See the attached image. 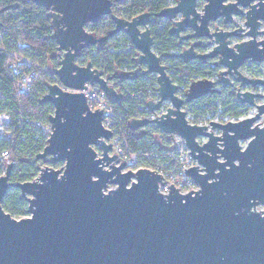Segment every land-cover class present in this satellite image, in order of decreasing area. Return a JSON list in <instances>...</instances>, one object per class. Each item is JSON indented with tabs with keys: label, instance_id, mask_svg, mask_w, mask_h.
Returning <instances> with one entry per match:
<instances>
[{
	"label": "water",
	"instance_id": "95a60500",
	"mask_svg": "<svg viewBox=\"0 0 264 264\" xmlns=\"http://www.w3.org/2000/svg\"><path fill=\"white\" fill-rule=\"evenodd\" d=\"M50 10L59 67L58 82L41 99L54 112L50 134L33 181L12 182L8 164L0 176V264H264V79L250 78L242 68L264 62V0H177L155 16L131 19L113 12L111 0H37ZM110 16L114 29L96 37L88 26ZM170 23L169 34L182 48L169 53L184 63L200 61L216 69L213 77L181 88L154 51L150 24ZM243 18L234 29L222 25ZM125 33L138 51V64L157 77L158 101L148 100L153 119H132L131 129L156 126L179 135L199 166L185 169L200 187L186 194L149 169L126 170L110 154L112 132L104 128L102 110H90L80 92L96 85L111 100L122 93L111 77L78 59L90 46ZM120 80L136 74L119 73ZM220 88L235 91L239 104L254 113L239 120L191 124L186 105ZM206 139L199 143L198 139ZM173 139V138H172ZM174 140V139H173ZM243 144V146H242ZM48 162H62L57 170ZM110 186L114 188L108 190ZM28 202V216L12 217L2 207L10 188ZM194 192V193H192Z\"/></svg>",
	"mask_w": 264,
	"mask_h": 264
},
{
	"label": "trees",
	"instance_id": "16d2710c",
	"mask_svg": "<svg viewBox=\"0 0 264 264\" xmlns=\"http://www.w3.org/2000/svg\"><path fill=\"white\" fill-rule=\"evenodd\" d=\"M113 12L126 19L142 13L155 16L162 9L175 4L177 0H111ZM115 25L110 16H103L88 29L96 37L108 35ZM170 23L154 18L150 24L154 51L167 65L170 78L180 88L186 90L191 82L213 77L216 69L210 63L194 61L184 63L177 58H168L167 54L178 52L182 48L177 39L169 34ZM52 18L50 10L37 0H0V113L7 114L8 120H2L11 135L0 140V175L5 173L8 164H13L10 181H33L39 173L38 167L44 165L36 160L43 151L50 134L49 117L54 112L50 103L41 99L48 92L49 84L57 83L53 71L59 67L58 45L52 38ZM26 57L39 65L29 93L20 90L19 78L13 74L10 64L17 57ZM138 52L129 37L119 32L102 44L85 48L78 63L88 62L105 76L111 77L110 83L123 93L120 100L110 103L119 115L123 116L124 131L132 151L140 156L149 155L150 163L156 164L165 158L163 153L171 149V137L154 125L138 129L130 128V120L138 103L155 99L157 77L146 73L145 67L138 64ZM124 71L136 74L133 80H120L117 75ZM251 71V68H248ZM135 94L131 98L130 94ZM141 94L138 98L137 95ZM225 96V101L222 98ZM188 116L194 122L212 120H239L246 117L251 107L239 104L230 88L207 95L186 105ZM6 121V122H5ZM7 155L2 156L4 153ZM145 162V160H144ZM47 165L59 167L62 163L48 162ZM3 209L12 217L21 219L27 216V202L18 188H10L3 202Z\"/></svg>",
	"mask_w": 264,
	"mask_h": 264
},
{
	"label": "built area",
	"instance_id": "2783aa9c",
	"mask_svg": "<svg viewBox=\"0 0 264 264\" xmlns=\"http://www.w3.org/2000/svg\"><path fill=\"white\" fill-rule=\"evenodd\" d=\"M240 24L243 25L242 22ZM224 29L231 28L224 27ZM248 63L249 64H246V67H251V64H254L253 62ZM10 68L12 69L13 74L19 78L20 90L24 93H29L32 89V82L36 71L39 69V65L34 63L29 58L22 56L17 57L15 61L10 64ZM80 92L85 95L90 110L95 111L98 108V110H102L103 126L112 132L113 135L109 140V143L112 144V151L110 154H116L118 156L119 162H125L126 170L131 169L133 171H137L138 169L145 168L158 172L164 178L162 179V182L167 181L166 183L159 185V190L162 194L169 193L170 188L168 186L171 184L174 186V188L178 189L179 193L183 195L190 192L191 190L198 191L200 189L199 185L184 171L185 169H189L193 166L200 167V165H198L195 159H192L190 150L187 148L185 141L179 135L175 134L172 136L174 140L171 138L172 142L170 151L163 153L165 161H159L156 164H152L150 163L149 155L142 157L138 152L131 150L124 131L123 116L117 113L115 108L110 103L109 97L103 91H101L98 86L91 84H87L86 89ZM184 92L185 90L181 88L180 96H183ZM156 94V98L151 99L155 102L159 99L158 91H156ZM135 96V94H130L131 98H135ZM137 97L140 98L141 94H138ZM166 108L167 106L163 107L157 114H152L147 108V101L145 104L138 103L134 109V116L132 119H153L156 116L166 112ZM188 121L191 124L208 125L210 120L194 122L191 120V117L188 116ZM205 140L206 139L204 138H199L198 142L202 143ZM5 155H7L6 152L4 153V156ZM112 188H114V186H110L108 190Z\"/></svg>",
	"mask_w": 264,
	"mask_h": 264
},
{
	"label": "rangeland",
	"instance_id": "374dc122",
	"mask_svg": "<svg viewBox=\"0 0 264 264\" xmlns=\"http://www.w3.org/2000/svg\"><path fill=\"white\" fill-rule=\"evenodd\" d=\"M138 52V51H137ZM58 55V54H57ZM138 58V57H137ZM247 64H249V63H247ZM85 65V64H84ZM259 67V68H258ZM258 67H256V65H253V64H251V71H248V69H246V67H243L242 68V72H243V74L244 75H246V76H248V77H250V78H262V79H264V62L263 63H261L260 65H258ZM124 72H126V71H124ZM130 73V72H129ZM107 77V76H106ZM111 84V83H110ZM112 85V84H111ZM116 89V88H115ZM221 89H223V88H220V90ZM249 90H252V91H254V92H260V93H262V94H264V88H261V87H252V88H248ZM232 90V89H231ZM118 92H120V93H122L121 91H119V90H117ZM233 91V90H232ZM234 93H235V91H233ZM122 96H123V93H122ZM222 100L223 101H225L226 99H225V96L222 98ZM254 113V110L252 109L250 112H249V114L247 115V116H249V115H252ZM244 118V117H243ZM243 118H241V119H243ZM9 119V116L7 115V114H4V113H0V140H2V139H5V138H8L10 135H11V133H10V131H8L7 129H6V127L4 126V122H2V120H8ZM212 120H215V121H219V122H222L223 120H220L219 119V117H216V118H214V119H212ZM6 122V121H5ZM258 123L260 124V125H263L264 124V116H262L261 117V119L258 121ZM2 156H4V154L2 155ZM58 163H62V162H58ZM63 164V163H62ZM42 166V165H41ZM50 166V165H49ZM51 167H53V168H55V169H57V170H59V169H61V168H63V166H59V167H54V166H51ZM4 174V173H3ZM2 174V175H3ZM2 175H0V176H2ZM257 210L258 211H261V210H264V206H259V207H257Z\"/></svg>",
	"mask_w": 264,
	"mask_h": 264
},
{
	"label": "flooded vegetation",
	"instance_id": "af4514ba",
	"mask_svg": "<svg viewBox=\"0 0 264 264\" xmlns=\"http://www.w3.org/2000/svg\"><path fill=\"white\" fill-rule=\"evenodd\" d=\"M243 23V18H236V20H235V23H232V24H229V25H222V27L224 28V27H229V28H231V29H234V28H236V23ZM263 63V62H262ZM261 63H254L253 65H256V67H258V65H260ZM244 67H246V65L244 66ZM248 68H250V67H246V69H248ZM259 68V67H258ZM253 108L251 107V110H252ZM24 199V198H23ZM27 202V201H26ZM27 209H28V202H27ZM27 216H28V214H27ZM26 216V217H27ZM23 218H25V217H23Z\"/></svg>",
	"mask_w": 264,
	"mask_h": 264
}]
</instances>
